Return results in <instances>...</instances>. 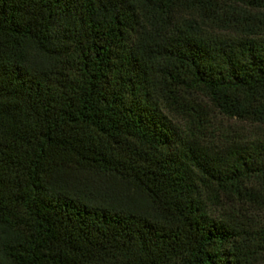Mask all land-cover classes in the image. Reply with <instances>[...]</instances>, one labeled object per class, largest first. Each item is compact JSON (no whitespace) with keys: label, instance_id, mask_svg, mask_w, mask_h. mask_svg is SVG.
Here are the masks:
<instances>
[{"label":"trees","instance_id":"trees-1","mask_svg":"<svg viewBox=\"0 0 264 264\" xmlns=\"http://www.w3.org/2000/svg\"><path fill=\"white\" fill-rule=\"evenodd\" d=\"M228 1L0 0V264H264V0Z\"/></svg>","mask_w":264,"mask_h":264},{"label":"rangeland","instance_id":"rangeland-1","mask_svg":"<svg viewBox=\"0 0 264 264\" xmlns=\"http://www.w3.org/2000/svg\"><path fill=\"white\" fill-rule=\"evenodd\" d=\"M222 2L228 3V0H222ZM213 122V130L218 136L222 135H238L237 133H234L233 131H237L242 134H249L251 132H259V128H255L252 126H248L245 124L240 123H234L233 121H230L226 119L225 117H222L220 115H213L212 117ZM72 182H78L80 184L86 185L91 190H96L98 188H104L109 182H111L109 179L106 178H100L97 176H90L86 174H73L68 178Z\"/></svg>","mask_w":264,"mask_h":264}]
</instances>
